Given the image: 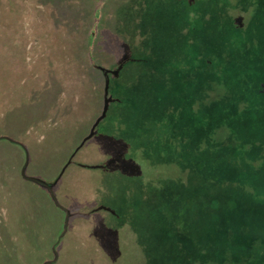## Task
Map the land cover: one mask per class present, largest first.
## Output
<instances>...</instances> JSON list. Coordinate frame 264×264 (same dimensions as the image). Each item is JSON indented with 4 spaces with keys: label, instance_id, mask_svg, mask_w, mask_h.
<instances>
[{
    "label": "rangeland",
    "instance_id": "1",
    "mask_svg": "<svg viewBox=\"0 0 264 264\" xmlns=\"http://www.w3.org/2000/svg\"><path fill=\"white\" fill-rule=\"evenodd\" d=\"M16 5L0 33L29 54L0 63V138L29 142L28 175L55 177L104 103L97 76L75 84L70 106L67 81L82 72H60V57L35 63L37 53L72 61L74 30L91 25L96 65L112 75L106 114L54 191L66 225L49 194L21 180L23 149L0 141V264H264V0ZM50 78L66 114L36 130L17 123L22 85Z\"/></svg>",
    "mask_w": 264,
    "mask_h": 264
},
{
    "label": "trees",
    "instance_id": "2",
    "mask_svg": "<svg viewBox=\"0 0 264 264\" xmlns=\"http://www.w3.org/2000/svg\"><path fill=\"white\" fill-rule=\"evenodd\" d=\"M16 3L18 5H16ZM16 5L17 9L20 10V6L22 9V0H0V14H6L10 11H13V6ZM91 15V17L93 18V14H89ZM89 17V16H88ZM5 19V18H4ZM8 21H10V19H7ZM11 20H14L13 17L11 16ZM19 21V18L16 19V22ZM10 26V25H9ZM91 28L92 26L88 25L87 29L84 31L82 30V28H79L77 30H74L75 32L79 31V34L81 33V45L79 46V49L76 51V54H71L70 55V59L72 61L77 60L79 62L86 63L87 67H90V71L88 72V74L79 68H76L75 63H73L72 61H67L66 62H62L61 59V53L59 51V49H57V52L54 51H49L51 52V54H57V55H53V56H48V52H42L43 50H41L40 52L42 53H37L38 55L35 57V63H40L43 62L45 59H50L52 57H60V62L61 63H65L63 64L61 67H59L60 72L61 71H65L66 73H71V74H80L79 72H82L80 74V76L77 78V80L74 82L73 80H75L74 78H70L67 81V98L70 99V106L75 105V102H77L79 95L77 93V87H75V84L77 82H80V84L87 80L88 77L91 79H96L97 76L101 77L103 80L102 83V88H103V94H104V85H105V78H107L109 75H112L110 73H108L107 71L103 70L102 68L97 67L96 65V61H95V47L99 45L96 43L97 38L94 36L93 32H91ZM8 29V28H7ZM2 31V30H0ZM68 34H70V32H68ZM83 37H86V39H84ZM0 39L3 40V43L0 42V63L3 62L6 64V66H9V64H11V59L13 56L18 57L19 55H22V61H25V59L28 57L29 54V50L24 47L23 49H21L19 46H13L11 44L12 39L10 38V34H1L0 33ZM83 40V41H82ZM107 49H109L108 45L106 44ZM69 51V50H68ZM71 53V52H70ZM33 60V58L31 59ZM59 60V59H58ZM64 60V59H63ZM49 61V60H48ZM57 64L58 61L54 60ZM76 63L80 64L79 62L75 61ZM69 63H71L69 65ZM80 64V65H82ZM77 66V65H76ZM106 69V68H105ZM84 71V72H83ZM43 72H51L49 70H45ZM74 76V75H73ZM53 78L48 79L47 84L44 86V89H37V90H32L31 88H29L26 85H22V88H20V90H23L25 94H27V98H24L22 103H20L19 106L14 107L15 109L19 110V113H17L15 115L16 116H20L19 119H16L15 121L19 124H26L29 125L30 123L32 124L31 126H33V130H36L40 127H42L43 125H48L47 121H57L55 120L56 116H64L67 112L66 107L61 103V98H65V95H63V93H58V90L56 88V85L54 84L53 80H51ZM51 80V81H50ZM104 99V98H103ZM112 101L111 99L109 100V102ZM77 107V105H76ZM108 107V106H107ZM57 108L56 111H54V109ZM107 111V110H106ZM14 113V110L11 111V114ZM52 114V116H51ZM26 116V117H23ZM51 117V118H49ZM86 123V122H85ZM88 125V123H87ZM44 127V126H43ZM85 127V124H84ZM14 128V127H13ZM78 128V127H76ZM12 133H16L17 130L12 129ZM47 133V132H46ZM9 137V136H8ZM13 140L18 141L17 139H15L12 135L9 137ZM0 141H5V142H9L5 139L0 138ZM13 143V142H11ZM23 145H25L28 149L30 144L28 141L23 140L22 141ZM16 144V143H15ZM112 165H114L115 167H113ZM111 166H106V167H113L116 168V164H112ZM105 168V167H104ZM117 170L123 172L124 174H127L128 176H136L139 173L135 172L134 174L130 175L128 173H126L122 168H116ZM108 212H110V210L107 209Z\"/></svg>",
    "mask_w": 264,
    "mask_h": 264
},
{
    "label": "crops",
    "instance_id": "3",
    "mask_svg": "<svg viewBox=\"0 0 264 264\" xmlns=\"http://www.w3.org/2000/svg\"><path fill=\"white\" fill-rule=\"evenodd\" d=\"M104 118V117H103ZM102 118V119H103ZM97 119V118H96ZM92 126V125H91ZM91 126H90V128H91ZM90 128H89V131H90ZM94 130H95V128H94ZM89 131L87 132V134L86 135H88V133H89ZM86 135H84L83 136V138L86 136ZM93 135H94V133H93ZM92 135V136H93ZM91 136V137H92ZM91 137H89L88 139H90ZM9 138V137H8ZM82 138V139H83ZM5 139V138H4ZM82 139H80V140H82ZM88 139H86L85 141H84V143L88 140ZM5 140H7V141H10V142H13V143H16L15 144V146H19V147H21L22 149H23V151H24V160H23V163L21 164V167H20V170H19V174H20V177H21V180H23V181H29V182H31V183H33L35 186H37L38 187V189H40V190H42V191H44L45 193H47V194H49V196H50V199L52 200V198H51V194L53 193V195H54V191H55V189H56V185H57V182L59 181V176L62 174V172L64 171V169H65V167L67 166V165H70V164H72V163H70V161H71V157L74 155V153L81 147V146H83V144L81 145V146H79L78 147V145L80 144V142L78 141V145H76L75 147H74V150L70 153V158H69V160L67 161V163L66 162H64L63 163V165L61 166V168H60V170H58L59 169V167H58V172L56 173L55 172V177H53L51 180H50V178H39V176H36L35 174H33V175H28L27 174V169H28V166H29V159H30V156L31 155H29V149L25 146V145H23V143H22V141H15V140H13V139H11V138H9V139H5ZM78 147V148H77ZM67 158V159H68ZM23 165H24V174L26 175V176H30V177H34V178H37L38 180H29V179H26V178H24V177H22V175H21V168L23 167ZM101 167H103V166H101ZM36 169H37V167H35L34 168V170L36 171ZM38 169H39V167H38ZM34 171V172H35ZM53 175V176H54ZM54 197H55V195H54ZM55 200H56V198H55ZM57 201V200H56ZM52 202H53V200H52ZM58 203V202H57ZM53 205H54V207L56 208V209H58L59 211L60 210H62V212L64 213V215L66 216V214H67V218L71 215L69 212V209H66V208H64V207H62L59 203V205L61 206H57L54 202L52 203ZM64 209H66L67 210V213L64 211ZM73 214V213H72Z\"/></svg>",
    "mask_w": 264,
    "mask_h": 264
},
{
    "label": "water",
    "instance_id": "4",
    "mask_svg": "<svg viewBox=\"0 0 264 264\" xmlns=\"http://www.w3.org/2000/svg\"><path fill=\"white\" fill-rule=\"evenodd\" d=\"M107 85H108V81L106 80L105 81V87H104V103H103V109H102V112H101V114H100V116L94 121V123L92 124V126H91V128H90V131H89V133H88V135H86L82 140H81V142H80V144L78 145V147L79 146H81L83 143H84V141L86 140V139H88L89 137H91L92 135H93V133H94V128L96 127V125L98 124V122L105 116V114H106V110H107V106H108V98H107ZM5 139H9L8 137H6V136H3ZM77 147V148H78ZM21 175H22V177H24V178H26V179H29V180H38L37 178H34V177H30V176H26L25 174H24V165H23V167L21 168ZM51 198H52V200H53V202L57 205V206H60L58 203H57V201L55 200V197H54V195H53V193L51 194ZM61 207V206H60ZM64 211L67 213V210L66 209H64ZM66 223H67V214H66V216H65V225H66Z\"/></svg>",
    "mask_w": 264,
    "mask_h": 264
}]
</instances>
